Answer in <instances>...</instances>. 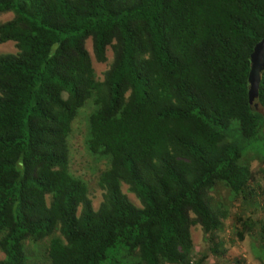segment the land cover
I'll list each match as a JSON object with an SVG mask.
<instances>
[{
    "label": "trees",
    "instance_id": "trees-1",
    "mask_svg": "<svg viewBox=\"0 0 264 264\" xmlns=\"http://www.w3.org/2000/svg\"><path fill=\"white\" fill-rule=\"evenodd\" d=\"M6 13L0 45L16 51L0 54V264L222 260L217 233L237 201L236 240L264 260V221L244 214L258 190L225 135L232 122L246 141L264 130V71L258 108L248 102L264 0H0ZM88 39L96 62L112 51L102 80ZM89 101L84 146L107 166L97 209L70 171ZM195 226L207 244L196 258Z\"/></svg>",
    "mask_w": 264,
    "mask_h": 264
},
{
    "label": "rangeland",
    "instance_id": "rangeland-1",
    "mask_svg": "<svg viewBox=\"0 0 264 264\" xmlns=\"http://www.w3.org/2000/svg\"><path fill=\"white\" fill-rule=\"evenodd\" d=\"M12 17V13L2 14L0 15V23L8 21ZM86 47L92 57V64L97 78L102 80L104 72L112 63V51L108 48L106 50L107 60L104 63H98L94 60L92 55L91 41L89 39L86 42ZM15 51L12 42L0 45V54L14 53ZM89 105H91L90 101L79 111L78 117L73 124V132L70 139V171L90 185L92 205L97 209L102 200V192L97 187V177L107 166L104 161L99 162L93 156H90L84 146L87 115L91 111ZM225 135L228 141L240 149L242 153L241 163L250 167L253 177L252 186L258 190L256 199L249 205L248 211L246 210L244 214L254 212L257 218L264 221V162L261 161V159L264 158V130L262 129L260 131L255 140L246 141L240 136L237 123L232 122L230 127L225 131ZM123 191L135 205L139 206L135 197L127 191L126 186H123ZM228 207L230 216L222 222L223 227L217 233L218 239L223 242L226 252L221 258L222 260L209 259L204 264H264V260L256 256L255 252L252 251L250 237H245L243 241L236 240L232 216H234L235 213L241 212L244 205L237 201L231 205L229 204ZM191 236L193 254L196 258L206 251L207 244L199 226H195L191 229ZM44 243H46V241L39 245V250L45 247L43 246ZM2 258L3 254L0 252V259Z\"/></svg>",
    "mask_w": 264,
    "mask_h": 264
},
{
    "label": "water",
    "instance_id": "water-1",
    "mask_svg": "<svg viewBox=\"0 0 264 264\" xmlns=\"http://www.w3.org/2000/svg\"><path fill=\"white\" fill-rule=\"evenodd\" d=\"M264 71V38L261 39L253 48L250 55V70L248 73V102L255 109L258 106L254 103L258 95L261 73Z\"/></svg>",
    "mask_w": 264,
    "mask_h": 264
}]
</instances>
